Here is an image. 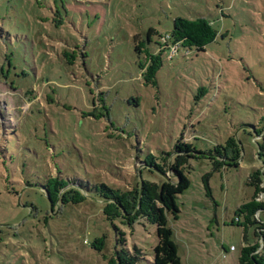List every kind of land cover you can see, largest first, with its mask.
Here are the masks:
<instances>
[{
  "label": "rangeland",
  "instance_id": "1",
  "mask_svg": "<svg viewBox=\"0 0 264 264\" xmlns=\"http://www.w3.org/2000/svg\"><path fill=\"white\" fill-rule=\"evenodd\" d=\"M178 16L205 18L217 35L204 51L162 52L156 84H144L134 39L156 51ZM263 118L264 0H0V264H106L119 231L135 263L152 264L155 224L107 219L92 188L79 204L50 207L42 188L53 176L159 183L137 164L159 163L181 136L199 151L229 136L240 147L237 166L188 160L190 186L166 212L181 262L239 264L257 241L255 225L236 220L262 167Z\"/></svg>",
  "mask_w": 264,
  "mask_h": 264
},
{
  "label": "trees",
  "instance_id": "2",
  "mask_svg": "<svg viewBox=\"0 0 264 264\" xmlns=\"http://www.w3.org/2000/svg\"><path fill=\"white\" fill-rule=\"evenodd\" d=\"M151 34L152 30L150 29L146 35L147 42H150ZM164 35L168 36V39L161 44L160 38ZM164 35L159 36L156 51H150L144 46L143 41L134 39L135 51L138 54L145 53V61H138V68L141 71V79L144 84H156V73L162 65V52L166 51V58L171 59L180 48H183L186 53L192 49L204 51L205 46L215 39L217 31L205 18L178 16L173 20L171 32ZM169 44L176 45V51L172 56H169ZM64 56L70 57L67 51L64 52ZM254 131L256 137L263 139V143H258L257 153L262 167L249 176V184L254 187V192L251 200L238 209L237 215H243L244 220L241 222L237 218L236 224L244 228L254 224L257 241L252 245L242 247L238 258L239 264H264V216L261 217V214H264V201L257 200L258 195L264 192L262 181V179L264 180V121L262 126L259 129L254 128ZM205 156L213 161L216 169L224 165L237 166V160L240 157L239 143L234 137L229 136L224 145L217 144L207 151H199L181 136L174 144L173 150L160 157L159 163L155 162V158L150 155L149 160L137 164L139 169L137 175L141 173L143 165L149 166V172L155 170L163 175L159 183L135 180L128 187L114 188L105 183L90 186L89 183L76 178L64 179L53 176L48 178L42 190L51 205L55 206L59 203L60 206H65L83 202L87 198L89 189L92 188L101 200L102 213L107 219H119L121 223L132 227L135 221L144 218L156 225L158 242L153 248L152 264H182L173 239L172 229L167 222L166 212L177 213L179 211L176 197L190 186V180L185 172L188 160ZM204 184L207 192L210 193L206 177H204ZM116 242L122 247L115 249L114 255L108 259L106 264H136L137 257L132 255L125 246V232L119 231ZM104 246V235L95 238L91 243V247L97 251H101ZM133 248L135 253H139L140 250L136 246Z\"/></svg>",
  "mask_w": 264,
  "mask_h": 264
},
{
  "label": "built area",
  "instance_id": "3",
  "mask_svg": "<svg viewBox=\"0 0 264 264\" xmlns=\"http://www.w3.org/2000/svg\"><path fill=\"white\" fill-rule=\"evenodd\" d=\"M168 39V36L164 35L160 38V41L162 42L161 44L165 43L166 40ZM168 48H169V56H172L175 51H176V45L175 44H172V45H168ZM231 249H233V247H231Z\"/></svg>",
  "mask_w": 264,
  "mask_h": 264
},
{
  "label": "water",
  "instance_id": "4",
  "mask_svg": "<svg viewBox=\"0 0 264 264\" xmlns=\"http://www.w3.org/2000/svg\"><path fill=\"white\" fill-rule=\"evenodd\" d=\"M139 175H140V173H139ZM50 207H51V203H50Z\"/></svg>",
  "mask_w": 264,
  "mask_h": 264
}]
</instances>
